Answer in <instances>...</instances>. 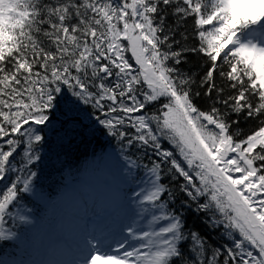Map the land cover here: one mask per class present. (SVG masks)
Wrapping results in <instances>:
<instances>
[{
	"label": "snow or ice",
	"instance_id": "obj_1",
	"mask_svg": "<svg viewBox=\"0 0 264 264\" xmlns=\"http://www.w3.org/2000/svg\"><path fill=\"white\" fill-rule=\"evenodd\" d=\"M189 16L194 46L186 32L175 39ZM189 56L202 73L181 67ZM241 115L258 124L243 139L232 130ZM86 117L119 139L125 183L139 186L141 168L147 179L117 209L132 222L87 229L73 264H264V0H0V241L17 238L7 222L31 223L12 208L34 192L44 129L83 132ZM177 200L203 234L185 230ZM149 212V230H137Z\"/></svg>",
	"mask_w": 264,
	"mask_h": 264
},
{
	"label": "trees",
	"instance_id": "obj_2",
	"mask_svg": "<svg viewBox=\"0 0 264 264\" xmlns=\"http://www.w3.org/2000/svg\"><path fill=\"white\" fill-rule=\"evenodd\" d=\"M44 3H50L51 0H43ZM130 2V0H129ZM175 5L167 7L164 9V13L167 14V19L165 21V29L167 30L169 26L175 27V21L177 18L171 15L172 8ZM179 22L183 25L177 31L175 39H180V33L186 32L188 35L187 46H194L196 44L195 34L193 32V20L191 16L186 20L180 19ZM47 27V25H45ZM163 35V33L161 34ZM181 43H185L181 41ZM164 47V46H162ZM180 45H174L173 50L179 48ZM130 62L134 63L131 59V54L127 55ZM189 63L186 65H181V67L186 71H200L201 73L205 70L203 67L204 61L200 57L189 56ZM171 62H169V65ZM226 70V69H222ZM216 84L217 86L223 85L226 89L225 96L230 94H235L227 89L228 81L221 80L219 78V71L216 74ZM194 91H201L203 89L194 88ZM215 98V93L213 94ZM194 103L201 110H208V101L203 97H198L194 99ZM87 108V106H83ZM159 105L155 104L153 107L149 108V112H154ZM91 112V109H87ZM229 119H236L235 116H230ZM240 123L238 125H233L232 130L235 131L236 128L242 130V135L239 137L243 139L246 135L251 134L253 130L258 126L256 119L245 120L243 115L239 117ZM53 124L55 127H53ZM53 124L48 125L44 131L46 134V140L42 147L40 148L41 160L37 162L32 170L37 171L38 175L34 182V192L23 194V198L19 203L12 208V213L16 214L17 217L20 215L19 211H25L36 218H40L41 214L47 209L48 205L51 203L53 197L63 188L65 185V180L67 177H75L82 175L85 172H96L100 170L101 165L107 158L110 151H115V153L122 158L121 153V143L118 138L114 139L111 136L105 134L101 130L100 126L92 123V119L85 118V124L90 125V127L84 129L83 132H71L66 129H61L58 122L55 120ZM135 151V149H133ZM128 152L125 148L124 154ZM141 159L138 161L141 164H148V158L141 155V153H136ZM150 155V153H149ZM19 159V157H17ZM141 175L146 174V170L141 168L139 170ZM163 183L169 184L172 187H177L180 183H183L182 178L176 181H171L168 178L162 180ZM7 183V182H5ZM3 185H0L2 188ZM166 195L162 199H166ZM183 199V197H180ZM180 209L179 200L176 204L170 205ZM183 214L185 230L194 229L199 230L202 234L204 233L203 225L200 223L201 216L193 212L189 208L180 209ZM6 227L12 228V230L17 232V238L11 241H0V264H17L19 262L25 261L29 257L31 248L34 246V240L38 236V228L32 223L23 224L17 221L15 223L9 221L5 225ZM211 240L215 242H221V237L217 234H211ZM181 248L186 250L187 244H182Z\"/></svg>",
	"mask_w": 264,
	"mask_h": 264
},
{
	"label": "bare ground",
	"instance_id": "obj_3",
	"mask_svg": "<svg viewBox=\"0 0 264 264\" xmlns=\"http://www.w3.org/2000/svg\"><path fill=\"white\" fill-rule=\"evenodd\" d=\"M107 172L96 175H85L78 180H71L65 190L57 198L58 211H51L45 221L53 223L52 227L63 236V239H55L51 235L43 234L42 245L47 251L59 252L63 258L53 261V257L46 253V257L35 256L30 264H73L83 251V242L88 230L105 229L113 224L122 226L132 222L135 218L129 214L127 218L116 215L119 206H126L130 201L126 196L132 187L123 184L122 181L113 183L116 178L107 180ZM29 217L31 221L38 219L32 215L21 212ZM152 213L142 214L138 219L137 230H149V221ZM122 221V223H121ZM160 222L153 225L158 230Z\"/></svg>",
	"mask_w": 264,
	"mask_h": 264
},
{
	"label": "rangeland",
	"instance_id": "obj_4",
	"mask_svg": "<svg viewBox=\"0 0 264 264\" xmlns=\"http://www.w3.org/2000/svg\"><path fill=\"white\" fill-rule=\"evenodd\" d=\"M129 53H126V55H128ZM163 145L165 148L168 149H172L173 146L170 144V142L164 140L162 141ZM178 155V153H177ZM103 172H107L108 176H107V180L109 181L110 179H112L113 177L116 178V180L113 183H117L122 181L123 184H127L124 181V176H125V171H124V162L122 158H119L114 152H110L109 155L107 156L106 160L103 162V164L101 165L100 171L98 173H86L84 175H82L80 178H83L85 175H96V174H101ZM138 179L141 180V183L139 186L135 185V184H127L129 186L132 187V189H135L136 191L139 189V187H144V180L147 179V175L141 177L140 174H138ZM72 179L68 178L66 180L65 186L63 187V189L52 199L51 204L49 205V207L41 214V218L40 220L46 225L42 224L41 222H35V221H31V223L37 225L39 227V234L37 236V238L34 240V247L31 249L30 255L29 257H27L25 259V261L19 262L17 264H30L32 262V260H34L35 256H42V257H46L43 255H46V253L50 254V256H52L54 259L53 261H56V259H62L63 256L59 253L56 252L54 253L53 251H47L43 248L42 245V236L43 234H48L51 235L53 238L55 239H63V236L61 234H59L53 227L52 224L53 223H49V221H45L46 216L48 215V213H50L51 211H58L59 208L57 206L56 200L57 198L60 196V194L63 193V191L65 190V187L68 185V183L71 182ZM75 180V179H73ZM72 180V181H73ZM78 180V179H77ZM126 196L130 197L131 195V191L127 192V194H125ZM130 201L127 203V207H131ZM23 211H20V215H23V213H21ZM163 222V221H161ZM160 223V222H159ZM165 223V222H164Z\"/></svg>",
	"mask_w": 264,
	"mask_h": 264
}]
</instances>
